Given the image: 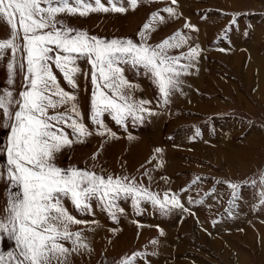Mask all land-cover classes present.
<instances>
[{
	"label": "rangeland",
	"instance_id": "1",
	"mask_svg": "<svg viewBox=\"0 0 264 264\" xmlns=\"http://www.w3.org/2000/svg\"><path fill=\"white\" fill-rule=\"evenodd\" d=\"M102 3L111 7L108 0ZM123 6L124 13L91 12L83 17L62 13L57 19L90 36L106 41L131 39L137 44L144 25L150 24L149 46L155 48L180 33L188 37L187 42L169 49L168 54L182 57L196 47L198 56L181 73L167 102L147 69L120 65L130 85L123 90L128 102H144L149 111L141 113L140 120L127 117L122 124L103 113L104 127L91 119L92 69L87 60L78 61L75 90L53 66L61 87L75 91L79 122L91 133L83 142L62 149L53 163L66 171L78 169L135 184L161 200L167 195L169 208L163 212L146 197L137 201L135 196L121 194L114 209L107 210L93 199L85 212L65 199L67 212L84 222L69 225L70 232L81 233V243L86 245L72 253L71 264H122L125 260L147 264L151 257L141 250L131 251L122 241L119 247L111 244L119 232L117 222L128 216L142 221L156 216L162 223L173 216L174 264L188 256L193 264H264V0H176L175 4L172 0H137L135 8L124 0ZM167 8L174 14L170 16ZM16 22L21 51L15 59L26 64L18 16ZM10 38V27L0 19V42ZM11 59L7 50L0 60V90H11L18 98L24 73L17 71L14 84L8 85ZM188 63L180 60L181 65ZM65 130L75 139L70 129ZM6 136L0 126V147L6 144ZM4 188L0 183V218ZM173 196L183 208L171 206ZM95 221L101 228L98 233L93 231ZM0 240V250H13L12 242ZM62 243L73 247L71 241Z\"/></svg>",
	"mask_w": 264,
	"mask_h": 264
},
{
	"label": "snow or ice",
	"instance_id": "2",
	"mask_svg": "<svg viewBox=\"0 0 264 264\" xmlns=\"http://www.w3.org/2000/svg\"><path fill=\"white\" fill-rule=\"evenodd\" d=\"M172 2L175 4L176 0ZM108 3L110 8L102 0H0V19L11 31V38L0 42V60L7 50L12 54L7 64L8 85L14 84L17 71L24 73L23 90L18 93V98L11 90H0V116L3 117L0 126L7 132L6 144L0 147L3 155L0 183L5 185L0 238L13 243L12 251L0 250V264H71L72 253L86 245L81 243V233L70 232L69 225L84 222L75 220L67 212L65 199L70 200L78 211L85 212L93 199L112 210L121 194L135 196L137 201L146 197L163 212L169 208L167 195L161 200L135 184L111 177L105 179L78 169L66 171L53 163L62 149L83 142V138L91 134L79 122L75 91L61 87L53 66L69 88L75 90L78 88L76 77L80 73L78 61L87 60L92 69L91 119L104 127L100 120L103 113L111 114L117 124H122L127 117L140 120L143 118L141 113L149 111L143 107L144 102H128L129 97L123 90L129 89L130 85L120 65L147 69L167 102L171 91L180 83L181 73L191 67V62L198 56L196 47L182 57L168 54L169 49L181 48L187 42L188 37L180 33L155 48L149 46L150 24L144 25V31L139 34L141 43L137 44L131 39L106 41L83 30H75L57 19L62 13L83 17L91 12L126 11L124 0H108ZM127 3L135 8L137 0H127ZM165 11L170 16L174 14L172 8ZM17 16L23 33L26 64L15 59L16 53L21 51L16 43L20 39ZM159 19L163 22L162 17ZM181 59L189 63L181 65ZM118 100L123 102L118 103ZM58 108H64V111H55ZM65 129H70L75 139H70ZM261 196V203H264V193ZM170 203L172 207L183 208L174 196ZM112 214L114 216L115 212ZM66 241H71V249L62 243ZM122 264L132 262L125 260Z\"/></svg>",
	"mask_w": 264,
	"mask_h": 264
},
{
	"label": "crops",
	"instance_id": "3",
	"mask_svg": "<svg viewBox=\"0 0 264 264\" xmlns=\"http://www.w3.org/2000/svg\"><path fill=\"white\" fill-rule=\"evenodd\" d=\"M144 219L142 221L141 217L131 216L120 219L117 222L120 223V227L116 228L119 232L114 234L111 244L119 247L118 243L122 241L126 247H132L131 251L141 250L140 253H143L144 256L151 257L147 260V264H174L173 216H170L166 223H162L163 220L156 216H148ZM93 223L95 225L93 231L100 232L101 228L96 227L98 223L96 221ZM191 262L194 261L188 256L182 261L177 260L175 264H193Z\"/></svg>",
	"mask_w": 264,
	"mask_h": 264
}]
</instances>
